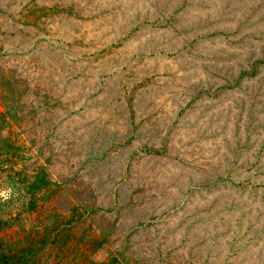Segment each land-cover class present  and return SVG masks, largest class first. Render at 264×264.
Here are the masks:
<instances>
[{"label": "rangeland", "instance_id": "obj_1", "mask_svg": "<svg viewBox=\"0 0 264 264\" xmlns=\"http://www.w3.org/2000/svg\"><path fill=\"white\" fill-rule=\"evenodd\" d=\"M0 264H264V0H0Z\"/></svg>", "mask_w": 264, "mask_h": 264}]
</instances>
